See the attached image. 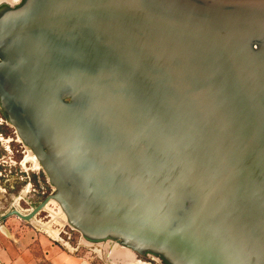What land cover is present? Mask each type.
Instances as JSON below:
<instances>
[{
    "label": "water",
    "instance_id": "95a60500",
    "mask_svg": "<svg viewBox=\"0 0 264 264\" xmlns=\"http://www.w3.org/2000/svg\"><path fill=\"white\" fill-rule=\"evenodd\" d=\"M0 108L88 243L264 264V0L0 7Z\"/></svg>",
    "mask_w": 264,
    "mask_h": 264
},
{
    "label": "rangeland",
    "instance_id": "374dc122",
    "mask_svg": "<svg viewBox=\"0 0 264 264\" xmlns=\"http://www.w3.org/2000/svg\"><path fill=\"white\" fill-rule=\"evenodd\" d=\"M18 0H0V7L14 6ZM31 151L21 142L15 129L4 118L0 108V223L23 221L15 216H4L17 208L29 212L43 196L54 192L39 163ZM26 228L56 243H68L74 252L93 259V264H136V260L150 264L151 256H142L122 247L115 241L88 243L82 235L71 228L57 202L52 201L31 221L20 222Z\"/></svg>",
    "mask_w": 264,
    "mask_h": 264
},
{
    "label": "crops",
    "instance_id": "0c3cea01",
    "mask_svg": "<svg viewBox=\"0 0 264 264\" xmlns=\"http://www.w3.org/2000/svg\"><path fill=\"white\" fill-rule=\"evenodd\" d=\"M20 222L24 221L13 222V226L8 221L0 223V264H93L92 258L50 241Z\"/></svg>",
    "mask_w": 264,
    "mask_h": 264
},
{
    "label": "bare ground",
    "instance_id": "6f19581e",
    "mask_svg": "<svg viewBox=\"0 0 264 264\" xmlns=\"http://www.w3.org/2000/svg\"><path fill=\"white\" fill-rule=\"evenodd\" d=\"M17 2H19V0L17 1ZM34 159H36L35 157H34V155L32 154L31 155ZM37 161V160H36ZM38 162V161H37ZM53 200H50L48 203H50V202H52ZM65 215V214H64ZM66 217V216H65ZM136 264H150V263H145V262H141V261H139V260H136Z\"/></svg>",
    "mask_w": 264,
    "mask_h": 264
},
{
    "label": "flooded vegetation",
    "instance_id": "af4514ba",
    "mask_svg": "<svg viewBox=\"0 0 264 264\" xmlns=\"http://www.w3.org/2000/svg\"><path fill=\"white\" fill-rule=\"evenodd\" d=\"M42 194H43V196H42V197H43V198H42V200H43V199H44V198H45L47 195H45V193H44V192H43Z\"/></svg>",
    "mask_w": 264,
    "mask_h": 264
},
{
    "label": "built area",
    "instance_id": "2783aa9c",
    "mask_svg": "<svg viewBox=\"0 0 264 264\" xmlns=\"http://www.w3.org/2000/svg\"><path fill=\"white\" fill-rule=\"evenodd\" d=\"M63 244H64V243H63ZM64 245L67 246V247L69 246L67 242H66ZM71 249H73V248H71ZM74 250H75V249H74Z\"/></svg>",
    "mask_w": 264,
    "mask_h": 264
},
{
    "label": "trees",
    "instance_id": "16d2710c",
    "mask_svg": "<svg viewBox=\"0 0 264 264\" xmlns=\"http://www.w3.org/2000/svg\"><path fill=\"white\" fill-rule=\"evenodd\" d=\"M3 115H4V118L7 120V117H6V115L3 113Z\"/></svg>",
    "mask_w": 264,
    "mask_h": 264
}]
</instances>
